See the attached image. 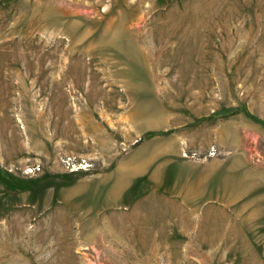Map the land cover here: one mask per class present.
Here are the masks:
<instances>
[{
    "label": "rangeland",
    "instance_id": "1",
    "mask_svg": "<svg viewBox=\"0 0 264 264\" xmlns=\"http://www.w3.org/2000/svg\"><path fill=\"white\" fill-rule=\"evenodd\" d=\"M0 264H264V0H0Z\"/></svg>",
    "mask_w": 264,
    "mask_h": 264
}]
</instances>
